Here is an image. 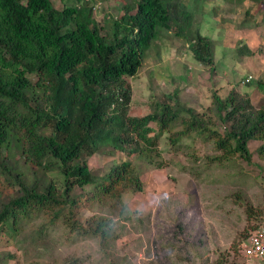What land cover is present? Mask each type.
Instances as JSON below:
<instances>
[{"label":"trees","instance_id":"16d2710c","mask_svg":"<svg viewBox=\"0 0 264 264\" xmlns=\"http://www.w3.org/2000/svg\"><path fill=\"white\" fill-rule=\"evenodd\" d=\"M196 1L199 9L191 11L187 0H127L104 34L92 0H60L59 7L53 0H0L3 244L27 241L26 225L46 215L71 233L98 238L104 251L117 241L118 222L101 216L82 223L79 213L106 201L124 211V195L140 193L145 185L125 157L153 164L164 137L175 151L192 136L213 142L218 154L209 162L217 165L251 163L249 144L261 142L256 153L264 160V106L237 89L224 96L215 91L203 111L182 101L177 89L153 100L149 114L132 113L130 80L164 32L183 40L196 61L213 70L215 44L197 20L208 0ZM98 154L116 158L103 175L89 165ZM56 169L64 177L62 187L48 176ZM37 173L41 178L31 182L29 175ZM45 230L40 227L30 239L45 240ZM10 254L0 251V264ZM110 264L118 262L113 258Z\"/></svg>","mask_w":264,"mask_h":264},{"label":"rangeland","instance_id":"374dc122","mask_svg":"<svg viewBox=\"0 0 264 264\" xmlns=\"http://www.w3.org/2000/svg\"><path fill=\"white\" fill-rule=\"evenodd\" d=\"M125 1L92 0L104 34ZM187 1L191 11L199 9L200 2ZM53 2L61 5L60 0ZM200 8L204 14H198L197 20L202 33L215 44L213 70L196 61L183 40L164 32L146 52L139 74L130 80L134 115L149 114L153 100L177 89L182 101L200 111L211 105L215 91L224 96L232 89L264 106V0H208ZM260 145L250 142L251 163L236 159L217 165L209 162L218 154L213 142L192 136L175 151L164 137L162 155L153 164L125 157L133 160L145 185L140 193L124 195V211L106 201L77 217L82 223L91 217L114 218L118 222L114 244L103 251L98 238L78 236L61 222H52L53 216L42 215L23 230L27 241L3 244L0 238V251L12 255L4 264H110L113 258L118 264H246L241 245L264 221V160L256 153ZM15 159L22 165L18 155ZM115 159L98 154L89 165L103 175ZM48 176L63 186L58 169ZM29 178L36 181L41 174ZM40 227L46 229L45 240L37 235L35 241L30 239Z\"/></svg>","mask_w":264,"mask_h":264},{"label":"built area","instance_id":"2783aa9c","mask_svg":"<svg viewBox=\"0 0 264 264\" xmlns=\"http://www.w3.org/2000/svg\"><path fill=\"white\" fill-rule=\"evenodd\" d=\"M241 253L246 264H254L255 261L260 259L264 260V221L242 243Z\"/></svg>","mask_w":264,"mask_h":264}]
</instances>
